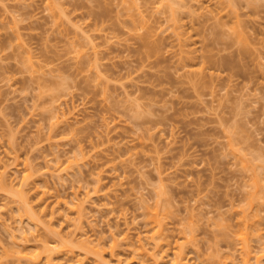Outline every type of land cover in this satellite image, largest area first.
<instances>
[{"label": "rangeland", "instance_id": "obj_1", "mask_svg": "<svg viewBox=\"0 0 264 264\" xmlns=\"http://www.w3.org/2000/svg\"><path fill=\"white\" fill-rule=\"evenodd\" d=\"M3 164L0 264H264V0H0Z\"/></svg>", "mask_w": 264, "mask_h": 264}, {"label": "bare ground", "instance_id": "obj_2", "mask_svg": "<svg viewBox=\"0 0 264 264\" xmlns=\"http://www.w3.org/2000/svg\"><path fill=\"white\" fill-rule=\"evenodd\" d=\"M4 165V168H3V166H1L2 167V169H0V171L2 170H4L5 169V167H7L5 164H3ZM46 166H47V164H46ZM48 167V166H47ZM6 170V169H5ZM3 171V172H6V171ZM1 171V173H0V181H1V178L2 179H4L5 178V175H2V174H4L3 172ZM76 194L74 193V196H75ZM85 196H86V198L87 197H89L88 196V194L86 193L85 194ZM85 196H84V198H85ZM79 197V196H78ZM77 198V197H76ZM75 198V199H76ZM85 198V199H86ZM74 199V200H75ZM78 199V198H77ZM76 199V200H77ZM81 199V198H80ZM88 199V198H87ZM75 200V202H77ZM84 199H81V200H79L78 199V204H75L76 206L77 205H79L80 203L81 204H83L84 202H86V201H83ZM73 201V200H72ZM71 201V202H72ZM82 201V202H81ZM74 202V201H73ZM74 202V203H75ZM80 204V205H81ZM84 205V204H83ZM83 205H81L80 207V209H79V206H77L76 208H74V210L75 209H77V211L79 210H81L82 209V206ZM73 208L71 207L70 208V210L72 209L73 210ZM78 211V212H79ZM20 220H21V217L19 218ZM5 220V219H4ZM23 220V219H22ZM31 222L30 223H32V224H34V222H33V220L31 219L30 220ZM155 221V222H154ZM153 222L154 223H156L157 222V220H154ZM21 221H19L18 223H19V225L18 224H16L18 227L16 228L15 227V225H13V227H10V225H12L11 223H10V225H8V224H6L5 223V225H6V229H8L9 231V234H10V237H11V239H12V243L14 244V245H16V248H13L12 250H11V254H12V256L14 255V257L16 256V258H17V260L19 259H21V258H24L23 260L27 263V264H49V263H51V264H53L52 263V258H53V253H58V252H62V253H64V254H66V255H70L69 254V252H72V249H70V248H65V249H61V248H59V249H57L56 248V245H54V244H52V243H47V242H42V244H41V251H37L36 250V252H35V254H31V253H28L27 251H26V249L28 248V247H34V248H37V245H35V244H29V240H28V238H26V236H25V230L23 229L24 227L22 226V223L24 222V221H22V223H20ZM3 223V222H2ZM29 223V224H30ZM157 224H158V226H157ZM8 225V226H7ZM31 225V224H30ZM154 226H155V224H153ZM22 226V227H21ZM160 226V227H159ZM15 227V228H14ZM158 228V229H156V231H155V233L152 235V239H156L157 237H160L161 236V234H162V232H161V230L162 229H160V228H162V226H161V224L159 223V221L156 223V226H155V228ZM10 228V229H9ZM12 228V229H11ZM13 228H14V231L16 230V231H18V233H19V235L17 234H15V232L13 231ZM12 230V231H11ZM84 235V234H83ZM17 236H19V237H17ZM112 237V236H111ZM18 238H19V240H18ZM112 238H114V236L112 237ZM87 239V238H86ZM137 242L135 243L136 244V248H137V250H139L138 252L139 253H141V254H145V256H147L149 253L148 252H146V249H144V247H146V244H144L145 242H143L142 243V241H141V239H140V237H137ZM86 241V240H85ZM96 241H97V239H96ZM98 241H99V239H98ZM86 242H90V241H86ZM100 242V241H99ZM132 244V243H131ZM134 244V243H133ZM152 246H153V249L158 245V241H153L152 242ZM145 245V246H144ZM56 248V249H55ZM150 248H151V246H150ZM152 249V248H151ZM149 256V255H148ZM161 258V257H160ZM42 259H44L43 261H42ZM75 261L74 262H72V263H70V264H82V262H81V259L80 258H76V259H74ZM161 260V259H160ZM159 259H158V261H157V259H153L152 260V262H151V264H158V262L160 261ZM174 260L176 261V259H175V255H174ZM104 264H109L110 263V261H109V263H108V261H104L103 262ZM116 263L117 264H119V262L118 261H116ZM174 263V262H173ZM173 263H171V264H173ZM176 263H177V261H176ZM111 264V263H110ZM113 264H115V263H113ZM175 264V263H174Z\"/></svg>", "mask_w": 264, "mask_h": 264}]
</instances>
